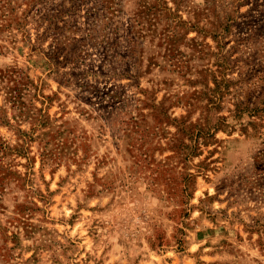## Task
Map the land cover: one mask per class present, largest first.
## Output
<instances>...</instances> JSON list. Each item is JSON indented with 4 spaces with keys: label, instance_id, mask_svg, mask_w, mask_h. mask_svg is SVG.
Masks as SVG:
<instances>
[{
    "label": "rangeland",
    "instance_id": "obj_1",
    "mask_svg": "<svg viewBox=\"0 0 264 264\" xmlns=\"http://www.w3.org/2000/svg\"><path fill=\"white\" fill-rule=\"evenodd\" d=\"M0 264H264V0H0Z\"/></svg>",
    "mask_w": 264,
    "mask_h": 264
}]
</instances>
